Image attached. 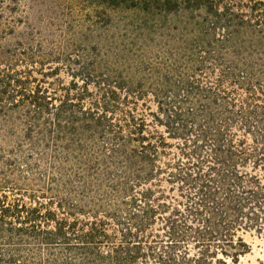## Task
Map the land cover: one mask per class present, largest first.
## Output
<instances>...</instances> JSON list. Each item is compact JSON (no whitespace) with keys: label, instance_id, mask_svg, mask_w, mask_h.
Returning a JSON list of instances; mask_svg holds the SVG:
<instances>
[{"label":"trees","instance_id":"obj_1","mask_svg":"<svg viewBox=\"0 0 264 264\" xmlns=\"http://www.w3.org/2000/svg\"><path fill=\"white\" fill-rule=\"evenodd\" d=\"M127 1L163 18L142 58L160 59L175 90L146 91L101 61L96 96L85 79L21 92L6 59L0 113L17 137L0 145V264L238 263L240 232H264V0H106ZM172 30L193 43L157 46ZM206 70L204 87L192 74ZM150 95L172 146L148 120Z\"/></svg>","mask_w":264,"mask_h":264},{"label":"rangeland","instance_id":"obj_2","mask_svg":"<svg viewBox=\"0 0 264 264\" xmlns=\"http://www.w3.org/2000/svg\"><path fill=\"white\" fill-rule=\"evenodd\" d=\"M132 4V1H127L118 6L106 0H0V76L6 69V59L11 58L14 61L12 68L17 70L14 77L25 80L21 86L15 84L21 92L24 87L31 89L39 83L49 88L54 87L62 94V88H75V83L83 85L85 79L88 84L84 85L88 87L89 94L96 96L99 94V85L94 76L100 70L108 72L106 68L101 69L97 62L106 61L111 70L123 71L142 82L141 86L146 91L175 90L170 79L172 77L176 82L178 79L167 74L163 64L157 62L160 59L152 61L151 58L147 62V58H142V52H155L157 47L147 51L142 50V45L145 42L150 47L153 46V42L149 41L153 36L149 28L163 18L160 20ZM168 33L171 34L170 39L161 38L166 43L169 40L171 47L164 46L156 38L157 46L162 45L163 49L172 50L186 46L185 41L193 43L189 37L186 40L179 30ZM31 51L40 55L36 60L45 59V64L33 67L34 61H26ZM50 68L54 71L49 72ZM42 70L49 75H44ZM192 75L200 79L204 87L209 84V80H215V75L210 70H206L204 79L196 74ZM194 78L190 77L189 88L196 90L201 84L195 82ZM45 81L52 85L44 83ZM0 89H5L2 81ZM240 93L241 98H246L244 91ZM259 95L264 98L261 93ZM143 102L150 108L147 109L151 112L148 120L152 121L160 135L166 137L169 146L176 144L177 141L170 137L165 125L168 122L163 113L166 105L160 111L152 95ZM258 103L264 104L260 99ZM2 116L0 113V145L5 146V140L17 136L8 133ZM150 129L154 130L153 127ZM166 149L171 150V147ZM256 173L264 181V168ZM240 235L250 251L241 255L238 263L231 258H223L227 264H260L264 261V232L260 234L256 230H243Z\"/></svg>","mask_w":264,"mask_h":264}]
</instances>
